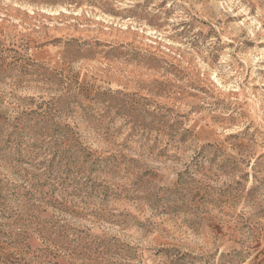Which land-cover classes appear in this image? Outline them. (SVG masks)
Masks as SVG:
<instances>
[{
  "label": "rangeland",
  "instance_id": "rangeland-1",
  "mask_svg": "<svg viewBox=\"0 0 264 264\" xmlns=\"http://www.w3.org/2000/svg\"><path fill=\"white\" fill-rule=\"evenodd\" d=\"M0 264H264V0H0Z\"/></svg>",
  "mask_w": 264,
  "mask_h": 264
}]
</instances>
